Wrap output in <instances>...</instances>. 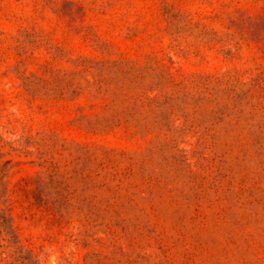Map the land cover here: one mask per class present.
<instances>
[{"label": "rangeland", "instance_id": "374dc122", "mask_svg": "<svg viewBox=\"0 0 264 264\" xmlns=\"http://www.w3.org/2000/svg\"><path fill=\"white\" fill-rule=\"evenodd\" d=\"M0 156L37 264H264V0H0Z\"/></svg>", "mask_w": 264, "mask_h": 264}, {"label": "trees", "instance_id": "16d2710c", "mask_svg": "<svg viewBox=\"0 0 264 264\" xmlns=\"http://www.w3.org/2000/svg\"><path fill=\"white\" fill-rule=\"evenodd\" d=\"M240 45L241 44L238 41L235 43V51H238L241 48ZM228 54H231V52L229 51ZM236 83L239 84V79H236ZM8 164V162L2 164V156H0V186L9 172L7 169ZM3 198L4 193H1L0 191V241L6 240L16 248L15 260L12 264H37L33 253L26 250V248L21 244L9 213L10 209L7 201L3 200ZM1 247L2 246L0 245V248Z\"/></svg>", "mask_w": 264, "mask_h": 264}]
</instances>
